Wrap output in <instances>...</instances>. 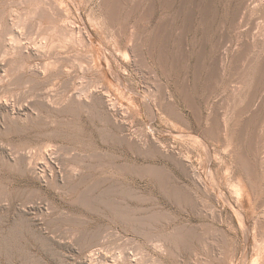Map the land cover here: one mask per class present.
Returning <instances> with one entry per match:
<instances>
[{"label":"rangeland","instance_id":"obj_1","mask_svg":"<svg viewBox=\"0 0 264 264\" xmlns=\"http://www.w3.org/2000/svg\"><path fill=\"white\" fill-rule=\"evenodd\" d=\"M249 1L0 0V264H264Z\"/></svg>","mask_w":264,"mask_h":264},{"label":"bare ground","instance_id":"obj_2","mask_svg":"<svg viewBox=\"0 0 264 264\" xmlns=\"http://www.w3.org/2000/svg\"><path fill=\"white\" fill-rule=\"evenodd\" d=\"M249 1V0H248ZM254 5L264 3V0H252ZM250 2V1H249ZM244 10V9H243ZM262 30V29H261ZM240 34V33H239ZM263 35V34H262ZM254 37V36H253ZM256 37V36H255ZM260 37V36H259ZM263 38V37H262ZM254 39V38H253ZM258 39V38H257ZM247 44V43H246ZM257 45V44H256ZM261 45V44H260ZM227 47V46H226ZM255 51V50H254ZM258 51V50H257ZM257 53V52H256ZM264 64V63H263ZM260 75V74H259ZM262 82V81H261ZM256 94V93H255ZM246 95V94H245ZM264 97V96H263ZM251 99V98H250ZM249 104V103H248ZM255 117V116H254ZM261 137V136H260ZM262 142V141H261ZM262 147V146H261ZM263 149V148H262ZM137 255V254H136ZM136 257V256H135ZM138 257V256H137ZM139 259V258H138Z\"/></svg>","mask_w":264,"mask_h":264}]
</instances>
